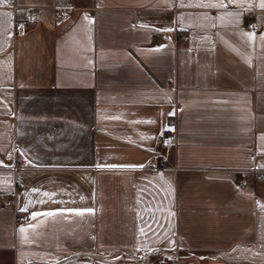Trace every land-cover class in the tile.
Here are the masks:
<instances>
[{
    "label": "crops",
    "instance_id": "1",
    "mask_svg": "<svg viewBox=\"0 0 264 264\" xmlns=\"http://www.w3.org/2000/svg\"><path fill=\"white\" fill-rule=\"evenodd\" d=\"M171 2L0 4V264H264V9Z\"/></svg>",
    "mask_w": 264,
    "mask_h": 264
},
{
    "label": "snow or ice",
    "instance_id": "2",
    "mask_svg": "<svg viewBox=\"0 0 264 264\" xmlns=\"http://www.w3.org/2000/svg\"><path fill=\"white\" fill-rule=\"evenodd\" d=\"M7 0H0V4L6 3ZM248 3V7H252V4L250 2V0H227V3L225 2V0H197L195 5H192L191 0H189V3L186 5L185 4V0H179V7L180 8H184L186 6H195L198 8H205V9H226L229 5H240L241 7H243V5L245 3ZM164 3L168 6V7H173L175 5L172 4L171 0H164ZM258 7L260 9H264V0H259L258 3ZM0 16H5V17H10L11 13H0ZM225 16H239V13H233V12H225L223 13L220 17H218V19H220L221 21L224 20ZM84 19H88L87 14H84ZM204 19H210V17L207 16V14H205ZM0 23H2V21H0ZM20 28H23L24 25L20 24L19 25ZM141 27H147V25H141ZM253 28H255V25H252ZM173 29L171 28H162V29H156V31H172ZM243 36L247 37L249 40H254L255 34L253 32H245L243 33ZM262 42H264V35H261L259 38ZM160 47L163 46H158L157 49L155 50H159ZM169 115H174V113H169ZM113 119H119V117H113ZM147 123H152L153 121H146ZM167 130V128L162 129L161 131V135H163V131ZM260 139L262 141H264V134L261 135ZM165 143H170V141H165ZM31 163V162H29ZM0 166H7L4 165L3 161H0ZM146 165H115V164H99L97 163L95 165V167L97 169H102V168H108V169H115V168H143ZM32 192H39L40 190L37 188H33L31 190ZM52 195H54V193H48V192H44L43 196L46 197H51ZM81 199H84V197H81ZM31 203V202H30ZM38 203H45V201L43 199L39 200ZM262 207H264V205H262ZM27 206H25L24 208L21 209V211H27ZM68 212V213H74L78 216H83L85 213H93L94 209L92 208H68L66 210H52V211H33L31 213V219L32 220H36L38 217H55L58 213L59 214H63L64 212ZM40 223H43V221H41ZM39 227V224H32L29 223L27 225V227L25 226H21L19 228V233L21 234V240L20 243L21 244H27L30 243L31 241L29 240V229H36ZM141 232H143V228H141Z\"/></svg>",
    "mask_w": 264,
    "mask_h": 264
},
{
    "label": "built area",
    "instance_id": "3",
    "mask_svg": "<svg viewBox=\"0 0 264 264\" xmlns=\"http://www.w3.org/2000/svg\"><path fill=\"white\" fill-rule=\"evenodd\" d=\"M36 11V8H33V7H30V8H26L25 11H24V18L22 19H19L16 21V28H15V32L16 33H22L25 31V29L27 28V18L31 17ZM59 18V16H57ZM20 24H23L24 27L23 28H20L19 25ZM252 25H255V28L252 27ZM249 30L253 33H256L259 31L260 27H261V24L254 20V19H249L248 20V24H247ZM180 38L183 40V41H186L188 39V34H182L180 36ZM170 123H173L174 120L173 119H170L169 120ZM170 141V132L168 130H166L163 135H160L158 137V141L159 142H165V141ZM15 148H17V146H15ZM24 160L23 159H19L18 160V163L14 165L15 168H17L18 166H22L24 164ZM257 177L259 178H264V171H258L256 172L255 174ZM245 180L246 178L245 177H240L237 181H236V185L238 187H241L243 186V184L245 183ZM20 217V216H19ZM148 256H150V254H147L146 257L144 258H147ZM159 261L156 262L155 264H177V261L176 259L174 258H169L167 255H165L164 253V250H160L159 252Z\"/></svg>",
    "mask_w": 264,
    "mask_h": 264
}]
</instances>
